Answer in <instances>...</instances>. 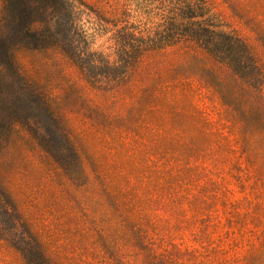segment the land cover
Returning <instances> with one entry per match:
<instances>
[{
  "label": "rangeland",
  "instance_id": "374dc122",
  "mask_svg": "<svg viewBox=\"0 0 264 264\" xmlns=\"http://www.w3.org/2000/svg\"><path fill=\"white\" fill-rule=\"evenodd\" d=\"M6 117L0 264H264V0H0Z\"/></svg>",
  "mask_w": 264,
  "mask_h": 264
},
{
  "label": "trees",
  "instance_id": "16d2710c",
  "mask_svg": "<svg viewBox=\"0 0 264 264\" xmlns=\"http://www.w3.org/2000/svg\"><path fill=\"white\" fill-rule=\"evenodd\" d=\"M54 8L57 10L55 11V9H53L54 14H56V17L57 16L59 17V14H61V12L55 6ZM170 22L175 23L177 25L179 24L177 18L176 19L170 18ZM189 26L191 28L189 29V31L192 30L193 33L194 30V34H196L195 36L191 35V33L183 34L181 33L182 31H180L178 27H172L171 25H170V29L164 27L162 30H160L154 35H152L150 31H148L145 35L140 34L136 36L134 34H131V37L129 38L131 42L129 44L124 43V45H121L123 47L122 48L123 55L126 57V60H124L125 65L123 66V71H120L114 78H110L108 76L106 77V79L109 80L110 82H120L124 77H126L127 73L130 71L132 66L135 65V63H138L145 56L146 53L150 51H155V49H163L164 47H167L170 44H173L174 42L180 41L184 37L190 39V41H195L198 43H205V44H206V40H210L207 41L208 44L207 47H209L210 44L212 46H215L217 40L222 38L223 41H226L227 47L229 48H236V49H240L241 51H244V48L245 50L247 49L246 46L243 44L242 40L238 38L236 35L230 32L217 30L219 28V25L207 24L206 20H200V21L190 20ZM201 26L203 27L205 26V28H207V30H203L204 34L200 33ZM206 35H208L209 37H206ZM81 55L82 54H78L77 57ZM81 71L84 73L86 77L94 80L95 77L89 75L85 67H81ZM41 101L45 105L47 111H49L47 101L45 99H41ZM51 117L52 119H54V115H51ZM6 118L7 119H5L4 124H3L4 119H0V125L2 126V128L8 127V125H11L13 127L14 125L13 119H11L10 117H6ZM18 123L22 124L21 122ZM23 125L27 127L26 123H24Z\"/></svg>",
  "mask_w": 264,
  "mask_h": 264
}]
</instances>
